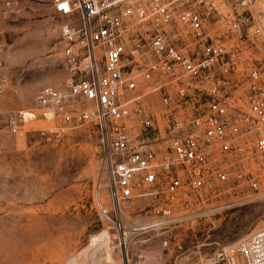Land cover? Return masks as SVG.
<instances>
[{
	"label": "built area",
	"instance_id": "2783aa9c",
	"mask_svg": "<svg viewBox=\"0 0 264 264\" xmlns=\"http://www.w3.org/2000/svg\"><path fill=\"white\" fill-rule=\"evenodd\" d=\"M66 87L42 89L8 118L25 136L95 125L114 208L155 196L140 230L195 224L208 197L264 180V0H53ZM160 98L163 111L148 100ZM102 213L113 220L102 203ZM179 209V212L177 211ZM264 264V225L206 264Z\"/></svg>",
	"mask_w": 264,
	"mask_h": 264
},
{
	"label": "rangeland",
	"instance_id": "374dc122",
	"mask_svg": "<svg viewBox=\"0 0 264 264\" xmlns=\"http://www.w3.org/2000/svg\"><path fill=\"white\" fill-rule=\"evenodd\" d=\"M66 20L53 0H0V264H206L262 227L264 180L256 191L208 197L193 225L139 230L156 218L158 199L133 198L121 212L113 207L95 125L61 136L43 133L53 125L43 120L22 137L8 130L9 116L34 108L42 89L68 85L60 30ZM148 103L164 109L158 97Z\"/></svg>",
	"mask_w": 264,
	"mask_h": 264
},
{
	"label": "bare ground",
	"instance_id": "6f19581e",
	"mask_svg": "<svg viewBox=\"0 0 264 264\" xmlns=\"http://www.w3.org/2000/svg\"><path fill=\"white\" fill-rule=\"evenodd\" d=\"M101 203V202H100ZM103 204V203H102ZM104 206V205H103ZM108 210V209H107ZM109 211V210H108ZM139 230H140V228H139ZM123 247H126L124 244H123ZM86 250V249H85ZM71 262H72V260H71ZM75 262V261H74Z\"/></svg>",
	"mask_w": 264,
	"mask_h": 264
}]
</instances>
